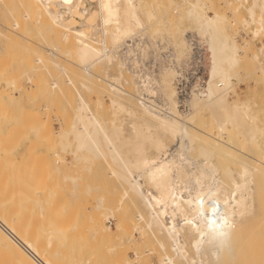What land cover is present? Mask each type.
<instances>
[{"label": "bare ground", "instance_id": "bare-ground-1", "mask_svg": "<svg viewBox=\"0 0 264 264\" xmlns=\"http://www.w3.org/2000/svg\"><path fill=\"white\" fill-rule=\"evenodd\" d=\"M182 1L184 2V0ZM244 1L250 2V0ZM161 2L162 0H0V76L5 77L8 73L14 74L13 80H11V75L7 77L11 81L10 83L6 80L7 78L1 77L0 79L6 80V83L11 84L15 90L14 92L9 90L7 92L4 90L5 88H1L3 83L0 84V114L4 112L5 116L2 117H5V120L8 115L10 117L7 120H10L11 117L16 119L19 115L23 120L22 123L20 122L22 127L19 124L16 127L17 122L22 121L20 118L16 120L17 122L13 119L16 124H12V127H10L11 124L8 126L5 124L10 129L13 128L12 132H8L10 140L7 137L5 143L9 148L14 146L13 141L19 137L17 132L24 129L25 119L41 118L40 113H38L40 111H35L38 113L37 117L34 111L32 113L26 110L27 101L31 99L29 94L32 88L27 91L24 86L23 88L19 85L20 80L24 77L29 88L30 85H35L38 93L39 87L44 88L42 92L47 90L51 94L57 95L58 100H63L64 105L71 109L70 128L68 131L58 132L65 140V142L64 140L59 141L60 145L65 144L61 150L64 151L67 146L70 148L74 145L75 149L71 151L74 156L72 159L75 158L80 162L92 158V161H95L94 159L104 161L103 163L109 167L111 177L114 176L122 187L119 203L128 198L127 205L136 209L135 214L132 213L131 215L129 213L132 208L128 209V213L126 212L127 206L124 207L126 210L122 207L124 214L120 215L114 224L117 229L120 224L126 223L128 225L129 221H134L133 229L141 236L143 244L151 246L148 252H159V264H214L220 261L223 252L232 254L231 244L233 240L247 228L249 220L256 215L257 206L263 209L261 215L264 216V113L259 114L261 110L259 108L258 110L257 106V110H254L249 101L229 100L230 92L235 85L233 79H240L241 50L237 40H232L233 38L222 25L227 19L225 14L213 12L214 14L210 15L207 12L202 15L201 12L206 10V4L203 0H196L191 5L189 4L190 7L187 11L185 10L187 17L185 18L195 26L196 32L194 34L205 45L206 70L202 87L192 95L187 104L188 109L186 111L181 110L178 105L175 86L178 72L172 63L173 66L169 64L168 67H163L159 74L160 91L163 95L162 102L157 103L149 97L151 94L148 95V93L152 91L148 88L146 81L139 80L140 77L136 71H131L127 67V59H130V56L121 57L118 50L124 45L127 49L126 53L129 55L133 50L130 43L133 37L141 34L139 32H145L144 28H148L147 25H154V23L160 25L161 23L164 26H162L163 29H175L172 32L175 39L173 43L178 49L173 48L177 54L175 60L180 63L183 58H188L190 54L189 33L191 32H188V28H184V26L181 29L169 21L160 20L166 14H163L164 17L158 16L161 14L159 12ZM170 2L174 6L173 8L180 6L175 4V0H170ZM245 8V17L252 21L253 27L256 26L251 33L253 38L260 34L264 36V0H251V4ZM233 12L237 13V8ZM181 17L184 18V16ZM181 17L178 23L182 26L183 19ZM168 23H171L172 26ZM158 26H152L154 29L149 26V30L150 28L153 29L150 31L156 36L168 34V32H163L162 27L159 30ZM253 27L250 26V28ZM150 31H146L147 34ZM161 31L162 34H160ZM247 44L245 45L244 42V47H249L250 43ZM261 52V48L257 52H251L252 55L249 60L259 62L254 71L260 72L261 78L264 80V64L259 59ZM130 60L134 66L137 65L136 59V61L133 58ZM21 65L22 67L25 65L23 69L26 68V70L20 71L22 77L16 84L17 68H20ZM101 71L103 73H100ZM6 83L5 87L9 88ZM105 86L106 90H104L109 94L111 106H109L110 117L104 110L106 108L103 95L96 94L93 97L95 89H103ZM35 90L34 92L37 91ZM17 93H19V97L21 96L19 99L14 97ZM43 96H47V94H42ZM50 98L53 99L54 97ZM31 101L34 103L35 100ZM33 103L31 102V104ZM15 106L21 110V114L20 111L16 110L19 115H13L16 114L13 110ZM30 106L35 108V105ZM11 107L13 109L10 112L9 108ZM58 107L60 108V106ZM54 108L56 109V106ZM111 108L113 109L112 115ZM205 111L211 117L208 123L201 120ZM48 112L44 120L47 121L48 115L47 123L49 124L52 111L50 113L48 110ZM120 112L126 113L123 116L128 118L118 120L117 115ZM29 113L32 115L30 118ZM33 118H31L32 121ZM42 124H31L34 126L26 134L28 135L31 131V134L33 132L37 134L36 126L41 127ZM200 125L203 128H199ZM48 128L47 125L46 129L48 130ZM60 128L62 127L60 126ZM2 129L4 130L3 127ZM47 130L42 128L40 136L42 133L49 132ZM125 131L129 133L127 136L124 134ZM30 135L26 138L30 139ZM225 135L226 139H224ZM53 138L55 137L53 136ZM59 139L61 140V138ZM47 141L45 143L48 144L50 140ZM244 142L247 143L244 146H248V143H255V146L258 147V151L254 149L255 152L257 151L258 158H255L256 163L254 162L253 166L243 159L244 154L240 155L242 159L237 157L236 152L239 149L236 148V145ZM5 143L0 144V147L4 145L0 152L6 148ZM248 148L251 149V144L247 147V151ZM5 151L3 155H0V264L94 263L95 261L92 259H90L92 261L90 263L89 258L84 260V257L79 258L77 256L76 252L79 251L78 248L80 247L77 241L75 242L77 245H74L75 247L78 246L76 252H74L76 250L74 247L71 248L65 243L68 236L64 235V232L67 233L68 230L66 231V229L71 227L67 223L70 222L69 218L72 219L74 215L67 217L70 215L69 213L65 216L66 219L68 218V222L64 225L65 229L62 224L58 223L67 213H64L63 207L65 209L69 204L65 199H62L66 192L64 191V194L61 195V193L59 194L60 191H56L61 189L57 188L59 183L55 184V175L57 176L58 173L55 171L56 174L52 176L54 174L53 169H51L52 174L50 171L45 172V174L42 172L47 167L49 169L52 164L50 159L47 162L44 159L42 161L44 164L47 163L46 168L40 162L45 169L37 164V166H33L34 169L31 167L35 173L33 172L31 177L24 176L23 178L21 171L17 173V167L22 169L19 166L25 167V163L21 165L19 162V166H17L18 163L13 166L16 160L13 161L12 150L10 152ZM32 151H29L31 156ZM16 154H22L18 148ZM38 155L35 157L37 158ZM45 155H39L40 160H38L41 161L42 156ZM195 155L200 159L195 158ZM55 156L57 160L56 153ZM16 157L14 158L16 159ZM36 158L35 160H37ZM229 158L231 160L227 161ZM58 160L63 163L64 159L61 160L58 157ZM48 161H50V165ZM52 161L54 162V160ZM60 163L58 165H61ZM229 163L233 165L231 164V166ZM82 164L83 161L80 165L77 163L76 167ZM30 166L26 165L23 170L26 173L29 172ZM83 166L80 168L84 169ZM56 167L59 166L56 165ZM55 170L58 172L60 168ZM24 171L23 175H25ZM40 172L44 175L41 176ZM38 174L39 177L35 178V175ZM19 175H21V179L18 178ZM67 175L61 176V179H72L70 180L73 181L74 186H69L68 190L71 189L72 194L76 195L74 196L75 199L70 200L74 203L73 200L77 199L78 194L76 193L78 191L74 192L73 190L74 187L76 189L77 180L80 177L70 176L69 173ZM24 179L26 183H23ZM81 180L78 182L80 185ZM16 185L21 189L19 190L17 187L16 190ZM80 185L79 188H81ZM88 185L90 186V184ZM59 186L61 187V183ZM52 188L56 190H52ZM63 188L67 189L64 186ZM35 189H39L38 192L41 195L44 194L45 199L50 196L52 191L58 192V194L52 193L55 195L54 200L53 196H50L53 201L48 199V202H53L51 207L46 204L44 206L41 202L45 199L42 198L43 200L38 203L40 206L38 213H35L34 209L26 208L23 210L20 207V204L23 203L30 204L31 202L32 204L34 200L39 201L40 198L38 199L34 193ZM16 191L18 193L21 191L23 196H20L21 193L18 194ZM33 194L36 199L31 201L29 199ZM68 196L73 195L69 194ZM256 197L258 204L255 201ZM64 200L67 206L64 205ZM104 201L103 197L98 198L97 208L92 209L93 211L96 209L97 212L94 211V213L91 210L93 214L91 213L89 217L95 238L102 235L101 238L104 239V234L112 229V232H109L108 236L106 235L109 237V234L111 235L114 230L106 223L111 218H116L112 210L114 207L112 206L111 209L113 212L108 210L109 213H107L108 208L106 211H102ZM119 203L118 208H115L118 211L121 209ZM87 204L84 206L86 207ZM35 205L37 206V204ZM74 208H72L73 212H75ZM52 210L53 212H51ZM70 210L67 209L68 212ZM122 212L119 211L121 214ZM74 217L72 220H75ZM49 218H52L50 221L53 220V223L50 222L52 227L47 226ZM122 225L119 226L121 227L120 231ZM77 228L79 227L77 226ZM115 232L121 233L118 230ZM64 236H66V240L62 239ZM131 241L130 238L128 243ZM120 242L123 243V240ZM132 245L135 247V262H129L126 258L118 262L117 258L114 260L116 264H139L136 250V246L139 245L135 241L132 242ZM233 245L236 247L234 243ZM85 249L83 248V251ZM236 249L237 247L234 251ZM115 250V248H109V251L115 252ZM239 252L237 250L238 254ZM78 253L80 256V252ZM109 257L111 258V256ZM143 260L145 259L143 258ZM98 262L99 260L97 264ZM100 262L102 263V261ZM111 262L110 264H114Z\"/></svg>", "mask_w": 264, "mask_h": 264}, {"label": "rangeland", "instance_id": "rangeland-1", "mask_svg": "<svg viewBox=\"0 0 264 264\" xmlns=\"http://www.w3.org/2000/svg\"><path fill=\"white\" fill-rule=\"evenodd\" d=\"M186 1V2H185ZM188 1V2H187ZM196 0H184V2L182 1V0H175V4H177V5H180L179 7H175V8H173L174 6H172L171 5V2H170V0H162V2H161V9H160V11L159 12H161V14H158V16L159 17H164V15L163 14H165V17H166V19H160V20H166V21H169V22H171L172 23V25H175V26H179L181 29H183V26H184V28H188L187 29V31L188 32H193V33H195L196 31H195V26L192 24V22L191 21H188V19H186L187 17H186V11L188 10V8L190 7L189 6V4L191 5V3H193V2H195ZM185 3V4H183V3ZM203 2L206 4V10L204 11V12H201L202 13V15H203V13H207L208 12V14H210V15H213L214 13L213 12H215V13H219V14H225L226 15V17H227V19H226V21H224L223 23H222V25H223V27H224V29H225V31L227 32V33H229L230 35H231V37L233 38L232 40H237V44L239 45V48H240V50H241V54H240V63H241V66H242V68L240 69V75H242V76H240L239 75V77H240V79H233V82L235 83V85H234V88H233V90L230 92V95H229V100L230 101H233L234 99L235 100H239V101H249V103H251V105H252V107H253V109L254 110H257L258 108L261 110V111H259V114H261V113H264V108H263V105H264V80L261 78L262 76H261V74H260V72H255L254 70H255V68L257 67V65L259 64V62L257 63V62H252V61H250L249 60V57L252 55V54H250L251 52L253 53V52H257L260 48L262 49V52L260 53V55H259V59H260V62L261 63H263L264 64V49H263V45H264V36L262 35V34H260V35H258L257 37H255V38H253L254 36H253V34H251L252 32H253V29L256 27L255 25H254V27H253V25H251L252 24V21L249 19V18H247V17H245V15H246V8L245 7H247V6H249L250 4H251V0H250V2H243V0H203ZM211 2V3H210ZM179 3V4H178ZM210 3V4H209ZM181 4H182V6H181ZM181 7V8H180ZM187 8V9H186ZM237 8V13H234L233 11L235 10ZM174 9V10H173ZM208 9V10H207ZM186 10V11H185ZM184 11V12H183ZM212 11V12H211ZM234 13V14H233ZM181 14H183V15H181ZM181 16H184V18H185V20H184V18L183 17H181ZM180 17L183 19H181L182 20V26L181 25H179V19H180ZM168 19V20H167ZM181 20H180V22H181ZM226 22V23H225ZM171 23H168L170 26H172L171 25ZM181 24V23H180ZM156 25V26H155ZM159 24H155L154 23V25L153 24H151V25H149V26H151V28H153L154 29V27H157ZM188 25V26H187ZM251 27H253V28H250V26ZM149 26L147 25V27L148 28H144L145 29V32L147 31V32H149L150 30L151 31H153V29H151L150 28V30H149ZM152 26H154V27H152ZM160 26V27H159ZM158 26V28H159V30H161V27L163 26V25H161V23H160V25ZM247 26V27H246ZM164 27V26H163ZM163 27H162V29H163ZM248 27H249V29H248ZM192 28V29H191ZM146 29H148V30H146ZM247 30V31H246ZM150 31V33H148L147 34V32L145 33V32H139V33H141V34H138V35H135L134 37H133V39H132V41L130 42L131 44H132V46H133V50H132V52L128 55L127 53H126V48H125V46L123 45V46H121L120 48H119V55L121 56V57H123L124 55L125 56H130V59L131 58H133L134 60L136 59L137 60V65H133V63L131 62V60L130 59H127V67L131 70V71H136V73H137V75H138V77H140V79L139 80H145L146 81V83L148 84H146L147 86H148V88L152 91L151 93H148V95H150L149 97L152 99V100H155L157 103L159 102L160 103V101L162 102V98H163V95L161 94V89H160V87H161V84H160V82H159V79H160V71H161V69H163V67H168V65L170 64V65H172V63L174 64V67L176 68V66L177 65H180V64H182L186 59V57L185 58H183V61L182 62H180V63H178L176 60H175V57H176V50H178L176 47H175V43H173L174 41H175V39H174V36L172 35V32H174L175 31V29H171V30H169V29H166V28H164L163 29V32L164 33H166V32H168V34H162L163 32L161 31L160 32V34H162V35H157L156 36V34H154L153 32H151ZM242 31V32H241ZM245 31V32H244ZM251 31V32H250ZM155 32V31H154ZM145 33V34H144ZM154 34V36H152ZM171 34V35H170ZM140 35V36H139ZM137 36V37H136ZM151 36V37H150ZM236 38V39H235ZM251 38V39H250ZM252 38H253V40H252ZM174 39V40H173ZM249 39H250V42H249ZM134 40V41H133ZM170 40V41H169ZM169 42V43H168ZM244 42H245V45L248 43H250V45H249V47L247 46V48L246 47H244ZM136 43V44H135ZM247 44V45H248ZM252 44V45H251ZM139 45V46H138ZM143 45V46H142ZM135 46V47H134ZM175 47V51H173V48ZM122 49V50H121ZM253 49H255V50H253ZM145 52V53H144ZM178 52V51H177ZM247 52V53H246ZM150 53V54H149ZM145 55V56H144ZM145 57V58H144ZM135 60V61H136ZM170 60H171V63H170ZM162 65V66H161ZM173 66V65H172ZM23 67H25V65L23 66ZM23 67H22V65L20 66V68H17V71L18 72H16V73H18V76H16L17 77V79H16V84H18V81L21 79L20 77H22L21 76V73L22 72H24L25 70H26V68H25V70L23 69ZM28 68V67H27ZM22 70V72H20ZM248 70V71H247ZM57 72V71H56ZM16 73H15V75H16ZM20 73V74H19ZM100 73H103V71H101ZM8 75L10 76L11 75V77H12V79L11 80H13L14 79V74H9L8 73ZM8 75L7 76H5V77H2V76H0V78L2 77V78H7L8 77ZM260 76V77H259ZM19 77V78H18ZM246 77V78H245ZM23 79H21L20 80V86L21 87H23L25 90H27V91H29V89H31L32 88V90H30L31 91V93L32 94H34L33 95V97H32V94L30 93L29 94V97H31V99L29 100V101H27V108H26V110H28V111H34V113H35V115L38 117V113H40L39 115L41 116V118L39 119H34L33 117H31V118H33V121L31 120V118H30V113H29V118L30 119H28L27 118V120L25 119V121H26V123L24 122V126H23V128L25 129H23V130H21V132H19L18 130H19V128L17 129V133H19L18 134V141L15 139V141H13V145L14 146H12V148H9L8 146H6V141H5V139L7 140V137H9L8 135H10V134H8V132L9 131H11V130H13V128H11L10 129V127H12L13 125L12 124H16V120L18 119V118H20V120H22V118H21V116L19 115V111H20V114H21V110H18L17 108H16V106L14 107V109L11 107V108H9V110H10V112H11V110L13 109V110H15V113L16 114H13V115H19L18 116V118H16L15 119V117H11L12 118V121H10L11 120V118H10V120H7L8 119V117H10L9 115L7 116V118H6V120H5V117L3 118L2 116H5V114H4V112L2 113V114H0V121H1V118H2V121H1V123H0V134H2V135H0V144L2 145V143H5V149L2 151L1 150V152H0V155H3V152L6 150L7 152H10L11 150V153H13L12 155L14 156V157H16V159L13 157V161H15L14 163V165L13 166H15L17 163V166H19V162H21L20 164L22 165L23 163H25V167H26V165L27 166H30V169L28 170L29 172H27L26 173V171H24L23 169L25 168V167H23V166H19L20 168H22V169H19L18 167H17V173H19V171H21L22 173V176H23V178H24V176H30L31 177V175H32V173L34 172L35 173V171L33 170L34 168H33V166H37V164H38V166H39V164H40V162H42L43 161V159H44V161H46L47 162V160H49L50 159V161H51V165H50V161H48V164L50 165V166H52L51 168H50V166H49V169H48V167H47V163L45 162V164H44V162H42L43 164H44V166H45V168H43V164L41 163L40 164V167H42V169H45V170H42V172L45 174V172H51V174H52V170L51 169H53L54 171H53V175L52 176H54L56 173H58V175H59V177H58V175L56 176L55 175V184H57V183H59V184H57L58 186H57V188H61L60 190L59 189H55V188H52V190H56V191H60L59 192V194L61 193V195H63L64 194V191L66 192V194L63 196V198H62V196H60L62 199H65L67 202H68V204H69V206H67V204H66V201H65V204L64 205H66L67 207H65V209H64V207H63V211H64V213L65 212H67L66 214H64V216L62 217V219L61 220H59L58 221V223L59 224H62L63 226L64 225H66V223L68 222V218L66 219V217L65 216H67V214H69L70 213V215L69 216H67V217H70L72 214L74 215V216H76V217H74V216H72V219H73V217L75 218V220H72L71 218H69L70 219V222L69 223H67V224H69L71 227L69 228L68 226H66V228H69V229H66V231L68 230V232L67 233H65L64 232V235H66V236H68V238H67V240L65 239V237L66 236H64V238H62L63 240H66L65 241V243H66V245L67 246H71V248L72 247H74V249H76L74 252H76V251H78V252H80V256H79V253L78 252H76V254H78L77 256L80 258V257H84L83 259L84 260H87L88 258H89V262L90 263H92V261H90V259H92V260H94L93 262L94 263H92V264H97V261L99 260V262H98V264L100 263V264H110V262L111 263H114V264H116L115 263V261L114 260H117V258H118V262L119 261H121L122 259H124L125 260V258H126V260H128L129 262H132V263H134L135 262V260H136V255L134 254V249H135V247L132 245V242L133 241H135V242H137L138 243V245L139 246H136L137 247V252H138V258H137V260L139 261V264H159V262H160V254H159V252L157 251V252H148V250L151 248V246L150 245H146V244H143V240H142V238H141V236L140 235H138V233H136L135 232V230L133 229V226H134V221L132 222V221H129V224L128 225H126V223L125 224H120V225H122V229H121V231H120V228L121 227H119L118 225V229H117V227H115V223L117 222L116 220H117V218L121 215H123L124 214V210H126L125 208H126V206H127V210H126V212H128L129 213V211H128V209H130V208H132V207H130L129 205H127L128 204V202H126V201H128L129 199L127 198V199H125V200H123L122 202H120L119 203V200H120V197H121V194H120V192H121V188L122 187H120V184H119V182L116 180V178L114 177V176H112L111 177V175L109 174V167L105 164V163H103L104 161H102V160H100V159H98V160H96V159H94L95 161H92V159L90 160V159H87V160H81V162L80 161H77V160H75V158L74 159H72L74 156L72 155V150L73 149H75V147H73L74 145H72V146H70V148L67 146L65 149H64V151L63 150H61V147L63 148V146L65 145H60V143H59V141H62V140H64V138H62L59 134H58V132H60V131H63V130H66V131H68V129L70 128L69 127V122H70V119H71V109L67 106V105H64L65 103H64V101L63 100H58V98L59 97H57V95H55V94H51L50 92H48L47 90H45V92H42V91H44V88H40L39 87V93H38V90H37V87L35 86V85H30V88H29V84L28 83H26V81H25V78L24 77H22ZM243 78V79H242ZM245 78V79H244ZM9 83L11 82L10 80H9V78H7L6 79ZM3 81V79H0V84H2L1 86V88H5L4 90H6L7 92H8V90L9 91H11V92H14L15 90H14V88L12 87V85L11 84H9V83H6L7 81ZM239 80V81H238ZM159 83H158V82ZM23 82V83H22ZM5 83H6V85L7 86H9V88L8 87H5ZM26 83V84H25ZM160 84V85H159ZM4 86V87H3ZM11 86V87H10ZM238 86V87H237ZM247 86V87H246ZM35 87H36V90H35ZM127 87V86H126ZM1 88H0V90H1ZM8 88V89H7ZM106 86L105 87H103V89L101 88V89H95V92H94V94L95 95H93V97L94 96H96V94H100V95H103V98H104V103H105V108L106 109H104L105 111H106V114L107 115H109V117H110V101H109V94H108V92L107 91H105L106 89ZM37 92H34V90ZM43 89V90H42ZM105 89V90H104ZM236 89V90H235ZM105 91V92H104ZM104 92V93H103ZM154 92V93H153ZM35 93H36V95H35ZM106 93V94H105ZM18 94V95H17ZM17 94H15L14 95V97H15V99H19L20 97H19V93H17ZM41 94V95H40ZM42 94H44V95H46L47 94V96H48V100H47V96H43L42 97ZM235 94V95H234ZM36 98H35V97ZM108 96V97H107ZM44 97H46L45 99H44ZM49 97H54L53 99H49ZM234 97V98H233ZM55 98H57L56 100H55ZM263 98V99H262ZM124 100H125V98H123ZM260 99V100H259ZM31 100H35L34 101V103H33V101H31ZM55 100V101H54ZM263 100V101H262ZM33 103V104H31V102ZM44 101V102H43ZM46 101V102H45ZM49 101V102H48ZM262 101V102H261ZM59 102V103H58ZM60 102H61V104H60ZM127 102V101H126ZM43 103H45V104H43ZM260 103V104H259ZM60 104V105H59ZM257 104V105H256ZM263 104V105H262ZM30 105H35V108L34 107H32V106H30ZM53 105V106H52ZM47 106V107H46ZM56 106V109L54 108ZM58 106H60V108L58 107ZM62 106V107H61ZM110 106V107H109ZM256 106H257V109H256ZM261 106V107H260ZM32 107V108H31ZM38 107H39V110H38ZM52 107V108H51ZM67 107V108H66ZM109 107V108H108ZM29 108H31V109H29ZM45 108V109H44ZM43 109H44V111H43ZM112 109V108H111ZM258 109V110H259ZM16 110H18V112L16 111ZM48 110L50 111V113H51V111H52V113L50 114V119H49V124L47 123L48 122V115H49V112H48ZM67 110V111H66ZM37 111H40V112H38V113H36ZM107 111H109L108 113H107ZM112 112H111V115H112V113H113V109L111 110ZM13 112V111H12ZM47 112H48V115H47V121H45L44 119H45V117H46V114H47ZM56 113V115H55V113ZM0 113H1V111H0ZM33 113V112H32ZM121 113V114H120ZM119 113V115H117V118H118V120H121L120 118H122V119H124V118H128L127 116L125 117V116H123V115H125L126 113H124L123 114V112H120ZM4 114V115H3ZM23 114V113H22ZM24 114H25V112H24ZM23 114V115H24ZM27 114V113H26ZM25 114V115H26ZM69 114V115H68ZM118 114V113H117ZM10 115H12V114H10ZM12 115V116H13ZM65 115V116H64ZM208 115V116H207ZM27 116H28V114H27ZM32 116V115H31ZM34 116V115H33ZM61 116V117H60ZM67 116H68V118H67ZM204 116V117H203ZM203 116L201 117L202 119V122H205V123H208L209 121H210V118L211 117H209L210 115L209 114H207V111H205V112H203ZM23 117V116H22ZM60 117V118H59ZM66 117V118H65ZM36 118V117H35ZM57 118V119H56ZM205 118V119H204ZM13 119H15V121L16 122H14V120ZM42 119H43V121H42ZM59 119H61V121H59ZM62 119H64V120H62ZM66 119V120H65ZM19 120V119H18ZM29 120V121H28ZM41 120V121H40ZM51 120V121H50ZM36 121V122H35ZM23 122V120L22 121H19V122H17V126L16 127H18V124L20 125V127H22L21 126V123ZM44 122H46L45 124H47L48 125V127L49 128H51V129H49L48 128V130L46 129L47 128V125H45L44 124ZM29 123V124H28ZM43 123V124H42ZM5 124H7V126L9 125V124H11L10 125V127H7ZM28 124V125H27ZM31 124H34V125H38V124H42L41 125V127H38V126H36L37 127V134H36V132L34 133L33 132V134H31L32 133V131L28 134V135H30V139H28V138H26V137H28V135L26 134L27 133V131H30L31 130V128L34 126V125H31ZM63 124V125H62ZM4 125V126H3ZM26 125H27V127H26ZM29 125H31L30 127H29ZM43 125H44V127H43ZM51 125V126H50ZM60 126L62 127V128H60ZM67 126V127H66ZM2 127L4 128V130L2 129ZM9 129H7V128ZM15 127V128H16ZM29 127V128H28ZM42 128H43V130H47V131H49V132H47L46 134L45 133H42V135L40 136V132L42 131ZM199 128H203L201 125L199 126ZM26 131V132H25ZM39 131V132H38ZM54 131H55V133H54ZM128 131V130H127ZM127 131H125V135L127 136V134H129V133H127ZM12 132V131H11ZM11 135H12V133H11ZM50 136V137H49ZM53 136L55 137V138H53ZM2 137V138H1ZM13 137H14V135H13ZM12 137V138H13ZM40 137H41V139H40ZM50 139H49V138ZM46 138H47V140L50 142H48L47 140H46ZM57 138H58V141H57ZM59 138H61V140L59 139ZM4 139V140H3ZM55 139V140H54ZM224 139H226V135H225V138ZM9 140H10V137H9ZM210 140H211V138H210ZM48 142V144L47 143H45V142ZM31 142H32V144H31ZM64 142H65V140H64ZM54 143V144H53ZM62 143V142H61ZM246 142H244V143H239V144H237L236 145V148H238L239 149V151H237L236 152V154L238 155L237 157H239L240 159H242V157H243V159L244 160H246V161H248L249 162V164H251L252 166H253V164H255L256 162L254 161V160H256L255 158L257 157L258 158V156H257V151H258V147H256L255 146V143H248L249 145L248 146H250V144H251V149L250 148H248V151H247V145H245L244 146V144H245ZM22 144V145H21ZM31 144V145H30ZM247 144V143H246ZM10 145V144H9ZM16 145V146H15ZM28 145H30V146H28ZM240 145V146H239ZM18 146V147H17ZM247 146V147H246ZM253 146H254V148H253ZM3 147H4V145L2 146V147H0V149L2 148L3 149ZM16 147V148H15ZM21 147V149H19ZM15 148V149H14ZM17 148H18V151L20 150L21 151V153L22 154H16L17 153ZM252 148H253V150H252ZM11 149V150H10ZM254 149H257V151L255 152L254 151ZM33 150V151H32ZM5 151V152H6ZM29 151H32V156H31V152L29 153ZM242 154H241V153ZM2 153V154H1ZM29 153V154H28ZM38 153H39V155H44V154H46L44 157L42 156V158H41V161H39L40 160V158H39V155H38ZM55 153H56V155H57V160H58V157H59V159H61V160H63V163H60V162H62V161H57L55 158H56V156H55ZM66 153V154H65ZM68 153V154H67ZM70 153V154H69ZM54 154V155H53ZM244 154V155H243ZM245 154H249V156H247V155H245ZM12 155H11V157H12ZM36 155H38L37 156V158L35 157ZM242 157H241V156ZM30 156V157H29ZM61 156V157H60ZM71 156V157H70ZM39 161V163L37 162V160H35V158ZM29 158V159H28ZM30 158H32L31 159V161H30ZM65 158H66V160H65ZM195 158H198L196 155H195ZM216 158H218V157H216ZM246 158V159H245ZM250 158V159H249ZM22 159V160H21ZM27 159H28V161H27ZM46 159V160H45ZM198 159H200V158H198ZM248 159V160H247ZM252 159V160H251ZM52 160H54V162L56 163L55 165H54V162L52 161ZM89 160V161H88ZM231 159L229 158V160H227V161H230ZM35 161V162H34ZM82 161H83V164L82 165H84L83 166V168L85 169V168H88V169H81L82 168V165L81 166H77L76 167V165H77V163H78V165H80L81 163H82ZM102 161V162H101ZM226 161V163H228ZM28 162V163H27ZM30 162V163H29ZM65 162V163H64ZM77 162V163H76ZM255 162V163H254ZM61 164V165H58V164ZM80 163V164H79ZM86 163H87V165H86ZM94 163V164H93ZM29 164V165H28ZM34 164V165H33ZM64 164V165H63ZM65 164H67V165H65ZM230 165L232 164V163H229ZM56 165L57 166H59V167H56ZM72 165V166H71ZM233 165V164H232ZM231 165V166H232ZM12 166V167H13ZM55 166V168H53ZM65 166V167H64ZM33 169H32V168ZM79 167V168H78ZM81 167V168H80ZM90 167H91V169H90ZM113 167H115L116 168V166H114L113 165ZM14 168V167H13ZM29 168V167H28ZM37 168V167H36ZM57 168H60V171H58L57 172V170H55V169H57ZM64 168H65V170H64ZM71 170H70V169ZM77 168V169H76ZM19 169V170H18ZM32 169V170H31ZM39 169V168H38ZM37 169V170H38ZM80 169V171H81V173H82V175H81V173H80V171L78 172V170ZM16 170V169H15ZM26 170V169H25ZM40 170H41V168H40ZM77 170V171H76ZM83 170V171H82ZM23 171L25 172V175H23ZM55 171H56V173H55ZM62 171H64L63 173H62ZM71 171H72V174H71ZM42 172H40V175L41 176H43L44 174H42ZM59 172H60V174H59ZM90 172V173H89ZM39 173V172H38ZM69 173V175L70 176H75V177H80V178H78V180H77V187H76V189H75V187H74V192L75 191H78L76 194H78V197H77V199L76 200H73L74 201V203L73 202H71L72 201V198L73 199H75L74 198V196H76V195H74V194H72L73 192H72V190L70 189V191L68 190L70 187L69 186H71V187H73L74 185L72 184V182L73 181H71L72 179L71 178H69V179H61L62 177L61 176H66L67 174ZM80 173V174H79ZM86 173V174H85ZM107 173V174H106ZM77 174V175H76ZM85 175V176H84ZM40 176V177H41ZM63 176V177H64ZM68 176V175H67ZM21 177V175H19V177L18 178H20ZM25 177V178H26ZM36 177H39V174L38 175H35V178ZM83 177V178H82ZM33 178H34V176H33ZM57 178H59L62 182H64V183H62L59 179H57ZM21 179V178H20ZM20 179H16V180H20ZM57 179V180H56ZM71 179V180H70ZM53 180H54V178H53ZM80 180L82 181V183H81V185L78 183V182H80ZM25 182V179L23 180V183ZM28 182V181H27ZM30 182H31V180H30ZM34 182V181H33ZM33 182H32V184H33ZM51 183H52V180L50 181ZM26 183V182H25ZM60 183H61V187L59 186L60 185ZM35 184H37V182H35ZM41 184V183H40ZM53 184H54V181H53ZM88 184H90V186L88 185ZM97 184H99V185H97ZM29 185V184H28ZM27 185V186H28ZM80 185V187L81 188H79L78 186ZM87 185V186H86ZM37 186H38V184H37ZM40 186V185H39ZM63 186L65 187V188H67V189H64L63 188ZM17 187H18V189L20 190L21 189V187L19 188V186L18 185H16V190H17ZM31 187V186H30ZM27 188V187H26ZM32 188V187H31ZM35 188V187H34ZM79 188V189H78ZM85 188V189H84ZM96 188V189H95ZM97 188H98V190H97ZM29 189V188H28ZM78 189V190H77ZM37 190V191H36ZM38 190L39 189H35L34 190V193L36 194V196H38V199H39V201L37 200H34V202H32V204H31V202H30V204H28V203H23V204H20V207L23 209V210H25L26 208H29V209H34V211H35V213H38L39 212V210H40V206L38 205V203L39 202H41L43 199H45L44 198V194H42L41 195V193L40 192H38ZM88 190V191H87ZM103 190V191H102ZM120 190V191H119ZM24 191H25V189H24ZM31 191H33V190H31ZM82 191V192H81ZM86 191V192H85ZM95 191V192H94ZM114 191V192H113ZM118 191V192H117ZM17 192V191H16ZM20 193H21V191H19ZM38 192V193H37ZM84 192V193H83ZM18 193V192H17ZM20 193H18V194H20ZM52 193L53 194H55V193H57L58 194V192H55V191H52ZM52 193L51 194H49L50 196L52 195ZM81 193V194H80ZM24 194V193H23ZM32 194V193H31ZM38 194V195H37ZM69 194H71V195H73V196H68ZM104 194H106V195H104ZM108 194H110V195H108ZM26 195V194H25ZM40 195V196H39ZM67 195V196H66ZM104 195V196H103ZM20 196H23L22 195V193H21V195ZM32 196V195H31ZM50 196H48V198H46L47 199V201H42L41 203L45 206V204L48 206V207H51V204L53 203H51L50 201L48 202V199L49 200H51V198L52 197H50ZM53 196V200H54V198H55V195H52ZM58 196V195H57ZM56 196V197H57ZM103 197L104 199H105V201H104V209H101L102 211H106V209H107V213H109V212H111L112 210L114 211V214L116 215V218L114 219V218H111L109 221H106V223L108 224V225H110L114 230L116 229V230H118V232H123L122 234L121 233H117V232H115L114 230H113V233L110 235L109 234V237H106V235L108 236V233L110 232H112V229L107 233V234H104L105 236H103L104 237V239L103 238H101L102 237V235L100 236V235H98L99 236V238L97 239V237L98 236H96V238L94 237V234H93V231H92V226H90L91 225V223H90V216H91V213L93 214V212L94 211H96L97 212V210L96 209H94V211L92 210L93 208H97V202H98V198H100V197ZM109 196V197H108ZM25 197V196H24ZM23 197V198H24ZM50 197V198H49ZM43 198V199H42ZM66 198H68V199H66ZM118 198V199H117ZM33 199H36V197H34V194H33V196L32 197H30V199L29 200H31V201H33ZM57 199V198H56ZM60 199V198H59ZM58 199V200H59ZM61 199V200H62ZM115 199V200H114ZM27 200H28V197H27ZM53 200H51V201H53ZM71 200V201H70ZM114 201V205H113V201ZM57 201V200H56ZM76 201V202H75ZM118 201V202H117ZM255 201H256V204H258V198L256 197V199H255ZM62 202H63V200H62ZM71 202V203H70ZM82 202V203H81ZM49 203V204H48ZM88 203V204H87ZM118 203L119 204H121L120 205V207H121V209H119V211L120 212H122V210H123V208H124V210H123V212H122V214L121 213H119V211L118 210H116L117 208H118ZM35 204H37V206L35 205ZM71 204V205H70ZM84 204L86 205L87 204V206L85 207L84 206ZM26 205V206H25ZM27 205H29V206H31V207H29V206H27ZM34 205H35V207H34ZM84 207H83V206ZM90 205H92V207H90ZM117 205V206H116ZM33 206V207H32ZM38 206H39V208H38ZM74 206H75V208H74ZM114 208H113V207ZM52 207H54V206H52ZM90 207V208H89ZM123 207V208H122ZM36 208H37V210H36ZM68 210H70V208H71V212L69 211H67V209ZM72 208H74L75 209V212H73V210H72ZM113 208V209H112ZM116 208V209H115ZM134 208V207H133ZM132 208V210H130L131 212L129 213V214H131L132 215V213L133 214H135V212H136V209L134 208L133 209ZM112 209V210H111ZM66 210V211H65ZM93 212H92V211ZM108 210H109V212H108ZM111 210V211H110ZM37 211V212H36ZM79 211V212H78ZM112 211V212H113ZM51 212H53V210L51 211ZM90 212V213H89ZM125 212V213H126ZM256 215L253 217V218H251L250 220H249V222H248V224H247V228L243 231V233H240V235H238V237L236 238V239H234L233 240V242H232V244H231V247H232V250H233V252H232V254H229V253H227V252H223V254H222V256H221V258L219 259L220 261H217V263H214V264H264V216H262L261 214H263V209L262 208H260V207H258L257 206V208H256ZM95 213V212H94ZM85 218H87L86 219V221H84L85 220ZM52 218H49V222H47V226H49L50 225V227H52V225H51V223H53V220L52 221H50ZM262 221H260V220ZM89 220V221H88ZM84 221V222H83ZM51 222V223H50ZM57 222V221H56ZM64 222H65V224H64ZM85 223H86V225H85ZM85 226H84V225ZM88 224V225H87ZM132 224V225H131ZM260 224V225H259ZM74 227H73V226ZM124 225H126V226H124ZM258 225V226H257ZM77 226L79 227V228H77ZM260 226V227H259ZM50 227H48V228H50ZM84 227V228H83ZM125 227V228H124ZM259 228V229H258ZM64 229H65V226H64ZM76 229H77V231H76ZM124 229V230H123ZM126 229V230H125ZM70 231V232H69ZM87 231V232H86ZM250 231V232H249ZM124 233H126V234H124ZM132 233V234H131ZM252 233H253V235H252ZM85 234V235H84ZM92 234V235H91ZM250 234V235H249ZM87 237V238H86ZM89 237V238H88ZM86 238V239H85ZM132 239V241H131V243L129 242L128 243V240L129 239ZM135 238V239H134ZM78 239V240H77ZM92 239V240H91ZM94 239V240H93ZM127 239V240H126ZM246 239V240H245ZM262 239V240H261ZM89 240H91L92 241V243H91V241H89ZM98 242H97V241ZM120 240L122 241L123 240V243L122 242H120ZM70 241V242H69ZM77 241V243L79 244V248H78V246H74V245H77V243H75ZM108 241H110L109 243H108ZM71 242H72V244H71ZM95 244H94V243ZM101 242H102V244H101ZM70 243V244H69ZM74 243V244H73ZM111 243H112V246H111ZM233 243L235 244V246L237 247V249L234 251V249L236 248V247H234V245H233ZM84 244V245H83ZM93 244V245H92ZM99 244V245H98ZM114 244V245H113ZM89 245V246H88ZM103 245V246H102ZM248 246V247H247ZM77 248H78V250H77ZM83 248L85 249L84 251H83ZM109 248L110 249H112V248H115L116 250H115V252H112V251H109ZM118 248H119V250H118ZM252 248V249H251ZM100 249V250H99ZM124 249H125V251H124ZM99 252H98V251ZM237 250H239L240 252H239V254L237 253ZM89 251V252H88ZM93 251V252H92ZM85 254H84V253ZM106 252V253H105ZM112 252V253H111ZM89 254V255H87V254ZM101 253V254H100ZM115 253H116V255H115ZM120 253V254H119ZM261 253V254H260ZM82 254V255H81ZM96 254V255H95ZM105 254V255H104ZM106 254H108V255H106ZM112 254V255H111ZM74 255H75V253H74ZM84 255V256H83ZM86 255H87V257H86ZM90 255H91V257H90ZM99 255V256H98ZM232 255V256H231ZM107 258H106V257ZM109 256H111V258L109 257ZM113 256V257H112ZM228 256V257H227ZM99 257V258H98ZM234 257H235V259H234ZM81 258V259H82ZM87 258V259H86ZM107 260H106V259ZM115 258V259H114ZM143 258L145 259V260H143ZM113 259V260H112ZM100 261H102V263L100 262Z\"/></svg>", "mask_w": 264, "mask_h": 264}, {"label": "built area", "instance_id": "built-area-1", "mask_svg": "<svg viewBox=\"0 0 264 264\" xmlns=\"http://www.w3.org/2000/svg\"><path fill=\"white\" fill-rule=\"evenodd\" d=\"M190 54L180 65L175 86L180 109L186 111L192 95L202 87L206 70L205 45L198 40L194 33H189Z\"/></svg>", "mask_w": 264, "mask_h": 264}]
</instances>
